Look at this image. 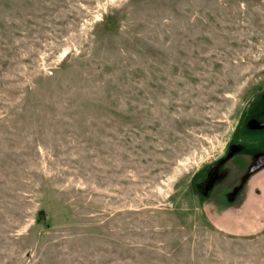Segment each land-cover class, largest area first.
<instances>
[{"label": "rangeland", "instance_id": "1", "mask_svg": "<svg viewBox=\"0 0 264 264\" xmlns=\"http://www.w3.org/2000/svg\"><path fill=\"white\" fill-rule=\"evenodd\" d=\"M263 108L264 0H0V264H264Z\"/></svg>", "mask_w": 264, "mask_h": 264}, {"label": "flooded vegetation", "instance_id": "2", "mask_svg": "<svg viewBox=\"0 0 264 264\" xmlns=\"http://www.w3.org/2000/svg\"><path fill=\"white\" fill-rule=\"evenodd\" d=\"M264 114V108L261 111L262 115ZM249 118V117H248ZM247 118V119H248ZM246 119L245 126L246 128L244 130H260L261 128H264V121H260L256 117H251L248 120ZM232 152H227L222 156V158L219 159V161L211 162L210 164L206 165L202 169L201 175L199 176V180L197 182V187L199 188V194L201 197L204 198V201H207L210 199V196L212 195V192L218 188L221 187L223 182L227 178L226 173V165L229 163L235 154L241 153L237 152L236 150H231ZM247 165H245V172L239 179L237 183L234 185H226L224 184L221 191H219L218 196L219 200L222 202H225L227 204L229 203H235V201L238 199V196L242 191H244V179H248L251 174L256 173L260 168H263L264 166V152L257 151L255 153H248L247 154ZM245 179V180H246ZM228 184V182H227Z\"/></svg>", "mask_w": 264, "mask_h": 264}, {"label": "crops", "instance_id": "3", "mask_svg": "<svg viewBox=\"0 0 264 264\" xmlns=\"http://www.w3.org/2000/svg\"><path fill=\"white\" fill-rule=\"evenodd\" d=\"M237 201V200H236ZM235 201V202H236ZM238 202V203H237ZM236 203L238 204L237 206V208H236V211L238 212V211H241L243 208L244 209H246V203L245 202H242V201H237ZM255 207V206H254ZM253 206H252V209H250L251 211H249V213L248 214H252V213H256L257 211V209H255Z\"/></svg>", "mask_w": 264, "mask_h": 264}, {"label": "trees", "instance_id": "4", "mask_svg": "<svg viewBox=\"0 0 264 264\" xmlns=\"http://www.w3.org/2000/svg\"><path fill=\"white\" fill-rule=\"evenodd\" d=\"M195 188L197 189V191H199V190H198L199 188L197 187V184L195 185ZM45 218H46V217H45L44 212H43V211H39V213H38V217H37V221H38V222L43 221Z\"/></svg>", "mask_w": 264, "mask_h": 264}]
</instances>
